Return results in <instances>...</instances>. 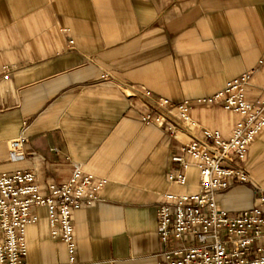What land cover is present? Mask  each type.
Instances as JSON below:
<instances>
[{"label":"crops","instance_id":"obj_1","mask_svg":"<svg viewBox=\"0 0 264 264\" xmlns=\"http://www.w3.org/2000/svg\"><path fill=\"white\" fill-rule=\"evenodd\" d=\"M246 71L255 101L264 94V0H0V174L34 171L43 193L75 164L105 177L97 200L71 212L76 259L157 264L158 202L197 190L194 167L186 185L168 181L171 156L199 129L231 135L238 114L204 99ZM157 97L187 100L195 125L170 133L143 122ZM20 134L25 156L11 160L8 141ZM243 166L264 190V129ZM254 199L239 184L218 203L237 214ZM36 212L27 262L64 263L46 209Z\"/></svg>","mask_w":264,"mask_h":264},{"label":"built area","instance_id":"obj_2","mask_svg":"<svg viewBox=\"0 0 264 264\" xmlns=\"http://www.w3.org/2000/svg\"><path fill=\"white\" fill-rule=\"evenodd\" d=\"M251 72L227 81L204 99L238 114L231 135L223 138L217 130L199 129L182 145L181 153L171 156L168 181L186 185L187 173L194 167L197 190L166 192L158 202L156 233L162 249L157 264H264V190L254 185L243 166L250 143L264 129V94L255 101L245 95ZM102 77L107 79L108 75ZM189 108L187 100L173 104L157 97L145 105L141 118L172 133L177 127L195 125ZM25 140L20 134L8 141L9 159L25 156ZM106 182L105 177L84 171L79 164L74 165L66 181L49 183L45 193L34 171L0 174V264H29L26 227L38 219L39 207L46 209L51 237L66 246L67 260L59 264H79L71 212L95 202ZM239 184H248L255 199L249 208L231 214L219 205L218 196Z\"/></svg>","mask_w":264,"mask_h":264}]
</instances>
